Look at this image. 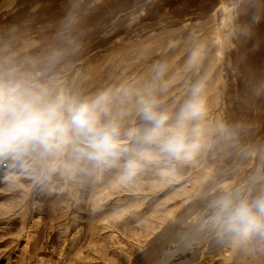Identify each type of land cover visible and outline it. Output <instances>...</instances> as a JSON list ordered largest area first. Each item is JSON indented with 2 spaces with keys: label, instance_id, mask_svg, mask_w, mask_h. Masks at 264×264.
I'll use <instances>...</instances> for the list:
<instances>
[{
  "label": "rangeland",
  "instance_id": "374dc122",
  "mask_svg": "<svg viewBox=\"0 0 264 264\" xmlns=\"http://www.w3.org/2000/svg\"><path fill=\"white\" fill-rule=\"evenodd\" d=\"M8 69L81 97L154 84L173 112L200 84L205 115L191 162L130 181L70 152L0 156V264H264V237L210 222L223 192H264V0H0Z\"/></svg>",
  "mask_w": 264,
  "mask_h": 264
},
{
  "label": "clouds",
  "instance_id": "9594fccd",
  "mask_svg": "<svg viewBox=\"0 0 264 264\" xmlns=\"http://www.w3.org/2000/svg\"><path fill=\"white\" fill-rule=\"evenodd\" d=\"M161 67L157 78L163 74ZM203 86H193L178 111L162 107L155 85L109 89L81 97L40 83L15 69L0 71V156L37 152L59 159L70 152L75 168L118 167L122 181L133 180L145 166L191 162L203 146ZM130 105L143 121L125 128ZM55 171V164L49 165ZM210 222L220 235L246 241L264 237V192L251 197L223 192L211 202Z\"/></svg>",
  "mask_w": 264,
  "mask_h": 264
}]
</instances>
